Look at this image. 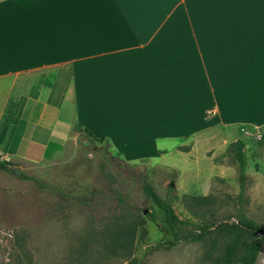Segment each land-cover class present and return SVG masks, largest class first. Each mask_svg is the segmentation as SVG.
<instances>
[{"label": "crops", "instance_id": "crops-1", "mask_svg": "<svg viewBox=\"0 0 264 264\" xmlns=\"http://www.w3.org/2000/svg\"><path fill=\"white\" fill-rule=\"evenodd\" d=\"M12 99L20 160L75 125L128 161L217 132L246 143L264 131V0H0V126Z\"/></svg>", "mask_w": 264, "mask_h": 264}, {"label": "rangeland", "instance_id": "rangeland-1", "mask_svg": "<svg viewBox=\"0 0 264 264\" xmlns=\"http://www.w3.org/2000/svg\"><path fill=\"white\" fill-rule=\"evenodd\" d=\"M47 74L25 76L20 85ZM16 101L0 126V155L9 157L8 168L20 170L19 176L0 170V264H213L205 254L216 234L155 249L163 235L148 217L155 207L144 193V179L162 198L179 196L174 208L180 219H202L183 203L186 196H201L214 200L213 214L206 217L214 230L241 217L264 227V131L261 138L251 131L244 143L247 180L240 197V165L229 152L235 134L165 145L168 153L128 161L115 152L116 145L93 144L75 125L41 160H20L7 148L21 105ZM222 243L219 238L218 247ZM257 264H264V246Z\"/></svg>", "mask_w": 264, "mask_h": 264}, {"label": "trees", "instance_id": "trees-1", "mask_svg": "<svg viewBox=\"0 0 264 264\" xmlns=\"http://www.w3.org/2000/svg\"><path fill=\"white\" fill-rule=\"evenodd\" d=\"M69 83L70 79L67 81V86ZM66 90L67 87L61 88L58 93L57 89L56 91L54 90L49 102L60 107ZM18 115H20V113H18ZM18 121L19 117L15 120L13 130L8 138V150L12 145L14 134L17 133ZM75 128L79 132L83 131L88 141L93 144H109L107 140L98 139L91 131L83 129L80 125H76ZM245 148V144L240 140L233 143L229 148V152L240 165V197H243L247 180V158ZM8 166L12 165L0 163V170H6ZM23 179L33 181V179L29 177H23ZM143 190L155 207V211L150 212L148 217L152 222L160 226V232L163 235L162 240L155 248L156 250L173 248L184 241L204 242L212 235L216 234L217 239L212 240L210 249L205 254V258L208 261L213 264H257L264 246L263 226L255 221L241 217L239 221L233 222L232 224H220L217 229L214 230L216 225H212L206 220L207 214H213V211L209 209L213 204V198L201 196L184 197L183 203L192 216L198 219L200 216L202 217L198 222H194L189 219H180L176 214L174 203L180 200L177 194H171L166 198H162L147 179L143 180ZM170 191H173V189H170ZM195 210H204V212L202 214H197ZM219 238L223 241L220 247H218ZM215 249L220 251L218 255H216Z\"/></svg>", "mask_w": 264, "mask_h": 264}, {"label": "built area", "instance_id": "built-area-1", "mask_svg": "<svg viewBox=\"0 0 264 264\" xmlns=\"http://www.w3.org/2000/svg\"><path fill=\"white\" fill-rule=\"evenodd\" d=\"M215 114H217V112H215ZM255 131H257L256 134L258 135V137L261 138L263 131L260 130V129L259 130H255ZM8 160H9V157L7 155H5V154H1L0 155V163L1 164L7 163Z\"/></svg>", "mask_w": 264, "mask_h": 264}, {"label": "water", "instance_id": "water-1", "mask_svg": "<svg viewBox=\"0 0 264 264\" xmlns=\"http://www.w3.org/2000/svg\"><path fill=\"white\" fill-rule=\"evenodd\" d=\"M6 171H7L8 173L12 172L15 176H19V174H20V170H19V169H15V170L12 171L10 168H7ZM170 187H171V188H174V187H175V183H172V184L170 185Z\"/></svg>", "mask_w": 264, "mask_h": 264}]
</instances>
